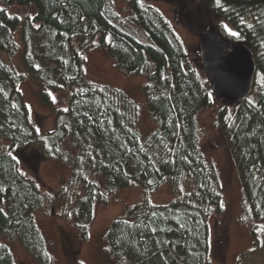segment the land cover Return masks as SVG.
Instances as JSON below:
<instances>
[{"label": "trees", "instance_id": "obj_1", "mask_svg": "<svg viewBox=\"0 0 264 264\" xmlns=\"http://www.w3.org/2000/svg\"><path fill=\"white\" fill-rule=\"evenodd\" d=\"M127 5L126 23L146 42L125 29L111 0H0V139L6 144L0 146V264H16L1 243L15 239L39 264L52 262L33 216L53 199L20 170L21 162L29 164L21 157L29 148L71 168L67 186L82 191L71 215L83 240L97 206L124 189L144 192L143 201L107 232L114 264H213L224 252L225 236L212 244L210 229L211 219L225 214L223 195L203 156L197 126L199 114L219 101L210 81L188 67L189 53L171 25L142 0ZM198 5L207 26L215 19L227 22L236 33L230 42L248 46L256 59L253 96L237 107L219 102L223 109L216 122L240 173L249 216L259 222L264 219V0H198ZM11 7L34 13L23 19L9 13ZM95 48L105 51L118 71L146 78V107L157 128L145 140L135 102L123 91L87 81L84 54ZM19 54L26 74L2 57ZM27 77L45 106L54 108L51 93L66 97L67 109L55 117L56 131L45 138L23 133L13 119L17 111L26 116L19 87ZM168 184L172 201L151 205L150 194Z\"/></svg>", "mask_w": 264, "mask_h": 264}, {"label": "rangeland", "instance_id": "obj_2", "mask_svg": "<svg viewBox=\"0 0 264 264\" xmlns=\"http://www.w3.org/2000/svg\"><path fill=\"white\" fill-rule=\"evenodd\" d=\"M115 10L125 21L124 27L134 32L137 39L146 42L142 32L132 29L126 22L130 18L127 0H111ZM146 7L158 12L172 27L177 38L189 53L188 67L195 69L199 75L208 80L199 56L201 33L208 25L198 0H142ZM9 13L20 18L32 17V9L11 7ZM215 25L221 36L232 41V28L227 22L215 19ZM205 31V30H204ZM20 43V35L16 36ZM4 61L16 71L26 74L22 56L13 58L2 55ZM86 79L100 87L123 91L137 105L138 130L142 140L152 134L157 124L146 107L143 86L146 78L131 77L115 68L113 61L105 51L93 49L84 54ZM38 86L31 78L20 85L21 99L27 110L26 116L17 111L14 115L16 126L23 133L32 131L40 138H45L56 131V114L67 109L64 93H51L54 108L45 106L38 94ZM253 96V93L249 98ZM223 109L215 102L209 110L201 112L197 119L198 137L203 156L215 169L219 178V187L223 195L224 216L214 217L210 221L211 242L216 244L217 237L225 236V249L220 257L213 258V264H264V219L253 221L248 213V206L243 192L240 173L228 146L227 137L217 126L218 113ZM229 115H234L231 109ZM6 144L0 139V146ZM21 157L28 165L21 162L20 170L33 183L37 184L47 199H53L33 216L45 242L47 252L51 254V264H114L107 249V232L113 222L122 217L125 211L144 199V192L138 188L124 189L117 192L105 205L96 207L95 219L88 231V239L83 240L79 229L72 219V207L75 196H81L80 188H69L67 183L71 176L68 164L48 160L35 148L22 152ZM98 182L102 184L101 179ZM102 187V186H101ZM188 185L186 190H190ZM174 195L168 184L155 194H150L149 203L153 206L168 205ZM257 226V227H256ZM255 230V231H254ZM10 248L16 264H39L34 252H28L20 239L2 241Z\"/></svg>", "mask_w": 264, "mask_h": 264}, {"label": "water", "instance_id": "obj_3", "mask_svg": "<svg viewBox=\"0 0 264 264\" xmlns=\"http://www.w3.org/2000/svg\"><path fill=\"white\" fill-rule=\"evenodd\" d=\"M199 56L219 102L237 107L249 99L254 90L257 64L248 46L225 40L216 27L209 26L201 35Z\"/></svg>", "mask_w": 264, "mask_h": 264}, {"label": "snow or ice", "instance_id": "obj_4", "mask_svg": "<svg viewBox=\"0 0 264 264\" xmlns=\"http://www.w3.org/2000/svg\"><path fill=\"white\" fill-rule=\"evenodd\" d=\"M217 3H219V0H217ZM232 35H236V33H232Z\"/></svg>", "mask_w": 264, "mask_h": 264}]
</instances>
